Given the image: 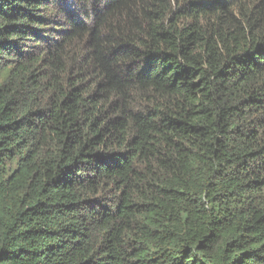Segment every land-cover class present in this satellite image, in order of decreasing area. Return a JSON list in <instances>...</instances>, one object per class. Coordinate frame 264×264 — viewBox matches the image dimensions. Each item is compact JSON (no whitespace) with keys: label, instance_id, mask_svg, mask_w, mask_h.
<instances>
[{"label":"trees","instance_id":"obj_1","mask_svg":"<svg viewBox=\"0 0 264 264\" xmlns=\"http://www.w3.org/2000/svg\"><path fill=\"white\" fill-rule=\"evenodd\" d=\"M0 264H264V0H0Z\"/></svg>","mask_w":264,"mask_h":264}]
</instances>
